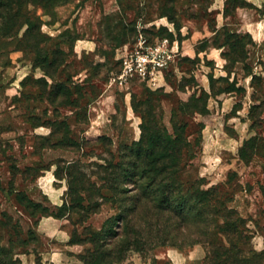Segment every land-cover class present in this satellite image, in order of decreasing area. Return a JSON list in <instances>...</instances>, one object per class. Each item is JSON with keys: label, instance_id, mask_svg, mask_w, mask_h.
I'll return each mask as SVG.
<instances>
[{"label": "rangeland", "instance_id": "1", "mask_svg": "<svg viewBox=\"0 0 264 264\" xmlns=\"http://www.w3.org/2000/svg\"><path fill=\"white\" fill-rule=\"evenodd\" d=\"M217 5L0 0V258L83 264L96 250L111 255L96 264H171L172 253L184 257L173 264H230L215 229L220 256L208 262L193 223L167 226L162 240L156 226L148 234L153 203L129 211L139 183L123 175L135 150L176 140L181 181L226 199L239 256L264 264V47L228 27L210 34ZM139 34L167 38L173 61L155 86L108 87Z\"/></svg>", "mask_w": 264, "mask_h": 264}, {"label": "trees", "instance_id": "2", "mask_svg": "<svg viewBox=\"0 0 264 264\" xmlns=\"http://www.w3.org/2000/svg\"><path fill=\"white\" fill-rule=\"evenodd\" d=\"M141 151L144 152V156H140ZM135 153V160L129 163L130 175L125 172L123 176L126 181L123 182H128L131 177H137L139 183V192L134 199V205L129 210L131 214L142 212L145 201L153 203L151 216L154 221L148 223L149 235L153 232V226H156L154 235L163 236L162 240H167L169 232L172 231H168L167 226H172L176 230L181 226L186 229L188 224L193 223L196 228L194 243H200L206 247L205 260L208 262L220 256L216 251L219 246L214 240L216 237L215 232L213 233L214 229L225 236L231 247L228 251L225 249L223 253L226 256L225 259L230 260V264H253V259L260 258L259 255H254L251 260L241 258L236 245L228 237L232 231L229 225L233 223L232 216L235 212L228 209L226 199L221 201L220 195H217L215 190L196 189L192 192L189 189L192 185L187 187V182L181 181L179 174L185 168L186 162L181 158L176 140L167 142L163 148H160L158 143L151 142L150 147L144 150L138 147ZM218 219L222 221L221 226L217 223ZM121 220L125 221V225L130 223L126 215H123ZM239 222L243 221L240 219ZM235 224L234 227L237 228ZM161 233L163 235H160ZM134 236L140 238L138 230L134 231ZM140 243L139 239H135L130 242V246L138 248ZM178 248L182 247L178 245ZM109 258H111L110 254H100L93 250L84 257L83 264L105 263L109 262ZM0 264H9V262L0 258Z\"/></svg>", "mask_w": 264, "mask_h": 264}, {"label": "built area", "instance_id": "3", "mask_svg": "<svg viewBox=\"0 0 264 264\" xmlns=\"http://www.w3.org/2000/svg\"><path fill=\"white\" fill-rule=\"evenodd\" d=\"M174 45L167 38L156 42L139 34L128 50L121 57L120 68L108 81V87L117 86L128 88L134 81L155 86L165 70L175 57Z\"/></svg>", "mask_w": 264, "mask_h": 264}, {"label": "crops", "instance_id": "4", "mask_svg": "<svg viewBox=\"0 0 264 264\" xmlns=\"http://www.w3.org/2000/svg\"><path fill=\"white\" fill-rule=\"evenodd\" d=\"M218 5L215 11V18H212L213 29L210 34L216 33L221 27H228L231 32L247 34L252 42L264 47V0H215ZM215 52L219 48H213ZM217 53H215L214 60L217 62ZM220 59V58H219ZM235 96L233 92L226 93L222 99V104L226 105L223 110H230L234 102L231 100ZM230 104V107H228ZM196 253L197 259L203 257V248L201 246L194 247L191 254ZM171 264L175 259L180 262L184 260L183 255H173ZM190 258H194L191 255Z\"/></svg>", "mask_w": 264, "mask_h": 264}]
</instances>
